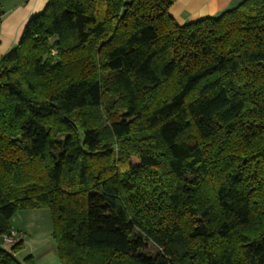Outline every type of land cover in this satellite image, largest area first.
Returning a JSON list of instances; mask_svg holds the SVG:
<instances>
[{
    "label": "trees",
    "instance_id": "16d2710c",
    "mask_svg": "<svg viewBox=\"0 0 264 264\" xmlns=\"http://www.w3.org/2000/svg\"><path fill=\"white\" fill-rule=\"evenodd\" d=\"M175 1L29 18L0 58V235L48 207L60 264H264V0Z\"/></svg>",
    "mask_w": 264,
    "mask_h": 264
},
{
    "label": "crops",
    "instance_id": "0c3cea01",
    "mask_svg": "<svg viewBox=\"0 0 264 264\" xmlns=\"http://www.w3.org/2000/svg\"><path fill=\"white\" fill-rule=\"evenodd\" d=\"M241 1L243 0H176L169 11L178 23L185 24L203 17L217 16L224 10L237 6ZM47 2L48 0L0 2V58L17 45L29 18L43 11ZM19 232L21 233V230L13 227V234ZM22 239L25 240V237L22 236ZM15 255L18 258V253Z\"/></svg>",
    "mask_w": 264,
    "mask_h": 264
},
{
    "label": "rangeland",
    "instance_id": "374dc122",
    "mask_svg": "<svg viewBox=\"0 0 264 264\" xmlns=\"http://www.w3.org/2000/svg\"><path fill=\"white\" fill-rule=\"evenodd\" d=\"M11 224L18 231L21 230L22 236L25 237L24 247L18 252V260L24 261L27 256L32 255L34 264H60L52 234V215L48 207L19 210L14 214ZM13 243L14 241L7 242L4 236L0 235V248L10 249ZM32 252L34 254H31Z\"/></svg>",
    "mask_w": 264,
    "mask_h": 264
},
{
    "label": "built area",
    "instance_id": "2783aa9c",
    "mask_svg": "<svg viewBox=\"0 0 264 264\" xmlns=\"http://www.w3.org/2000/svg\"><path fill=\"white\" fill-rule=\"evenodd\" d=\"M22 238V235L21 234H19V233H14L11 237L10 236H7V235H5L4 236V239L7 241V242H9V243H11V242H15V241H17V240H19V239H21Z\"/></svg>",
    "mask_w": 264,
    "mask_h": 264
}]
</instances>
